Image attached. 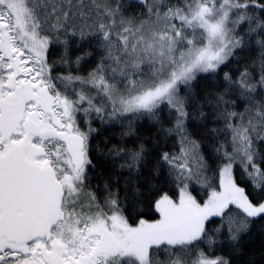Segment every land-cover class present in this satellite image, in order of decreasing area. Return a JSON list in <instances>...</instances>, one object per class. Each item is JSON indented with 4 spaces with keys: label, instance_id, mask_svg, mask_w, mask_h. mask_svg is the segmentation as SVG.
Here are the masks:
<instances>
[{
    "label": "snow or ice",
    "instance_id": "1",
    "mask_svg": "<svg viewBox=\"0 0 264 264\" xmlns=\"http://www.w3.org/2000/svg\"><path fill=\"white\" fill-rule=\"evenodd\" d=\"M0 264H264V0H0Z\"/></svg>",
    "mask_w": 264,
    "mask_h": 264
},
{
    "label": "trees",
    "instance_id": "2",
    "mask_svg": "<svg viewBox=\"0 0 264 264\" xmlns=\"http://www.w3.org/2000/svg\"><path fill=\"white\" fill-rule=\"evenodd\" d=\"M251 55H256V53H252ZM203 86H204V84H203V81H202L200 87H203ZM97 126H99V125H97ZM140 126H141V133L144 134V135H147L149 132H154L155 131V129L150 128L146 122L142 121ZM112 131H113L112 129H107L106 131H104L102 133V136L110 135L112 133ZM102 136L98 137V139L102 138ZM113 142H115V141H113ZM161 142L163 143V141H161ZM168 143L171 144V141H169ZM93 183H96V181H93ZM258 227H259V225H257V228ZM256 230H257L256 228L253 229L254 232ZM260 245H261L260 239L256 238L254 240V242L249 245V251L253 252V254L257 255V257H258V254L260 252Z\"/></svg>",
    "mask_w": 264,
    "mask_h": 264
}]
</instances>
